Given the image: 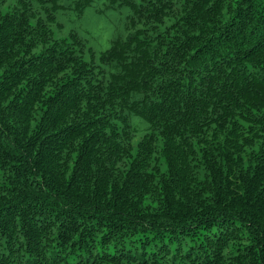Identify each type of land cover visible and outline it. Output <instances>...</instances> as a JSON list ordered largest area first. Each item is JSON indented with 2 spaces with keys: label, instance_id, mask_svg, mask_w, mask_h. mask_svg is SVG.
<instances>
[{
  "label": "trees",
  "instance_id": "1",
  "mask_svg": "<svg viewBox=\"0 0 264 264\" xmlns=\"http://www.w3.org/2000/svg\"><path fill=\"white\" fill-rule=\"evenodd\" d=\"M8 1L0 264H264V0Z\"/></svg>",
  "mask_w": 264,
  "mask_h": 264
},
{
  "label": "rangeland",
  "instance_id": "2",
  "mask_svg": "<svg viewBox=\"0 0 264 264\" xmlns=\"http://www.w3.org/2000/svg\"><path fill=\"white\" fill-rule=\"evenodd\" d=\"M13 4L14 1L9 0L3 10L9 11ZM127 14L125 9H109L105 0H96L85 9L81 17L76 12H71L64 23V30L59 31L57 35L63 37L69 31H75L90 41L93 51L100 52L114 39L124 37L123 23Z\"/></svg>",
  "mask_w": 264,
  "mask_h": 264
}]
</instances>
